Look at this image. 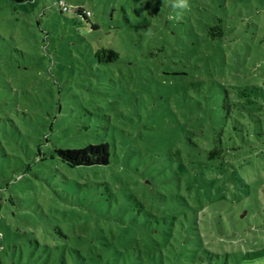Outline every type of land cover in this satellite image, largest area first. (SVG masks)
<instances>
[{
  "label": "rangeland",
  "instance_id": "374dc122",
  "mask_svg": "<svg viewBox=\"0 0 264 264\" xmlns=\"http://www.w3.org/2000/svg\"><path fill=\"white\" fill-rule=\"evenodd\" d=\"M65 1L89 9L90 23L46 0H0V198L16 195L0 212V264L145 263L141 234L108 229L109 203L91 196L103 188L93 182L120 179L153 213L181 211L184 225L155 235L149 264H192L199 239L207 264H264V0ZM216 20L226 35L208 43ZM102 46L118 59L96 61ZM234 115V146L204 173L181 175L169 153L181 145L183 155L211 121L227 134ZM49 125L74 145L108 141L109 166L65 171L68 187L55 177L63 166L41 159L7 182L26 153L58 141L46 139Z\"/></svg>",
  "mask_w": 264,
  "mask_h": 264
},
{
  "label": "trees",
  "instance_id": "16d2710c",
  "mask_svg": "<svg viewBox=\"0 0 264 264\" xmlns=\"http://www.w3.org/2000/svg\"><path fill=\"white\" fill-rule=\"evenodd\" d=\"M17 1H27V0H17ZM31 1V0H28ZM47 2H52V5L57 7L61 12H68L72 10L75 15L80 16L89 22V18L91 16V11L84 6L77 4L76 6L71 7L65 0H46ZM60 1H63L62 5ZM66 6V9H64ZM97 25L95 23H91V28H96ZM210 37H207L206 42L209 43L210 39L221 40L226 35V29L221 25H217V20L214 25L209 27ZM189 48L193 46L189 44ZM119 57V53L113 48H105L104 46L98 48L95 52V60L98 62H112L116 61ZM197 84H200V81H194L191 85L195 87ZM226 91V90H225ZM226 93V92H225ZM228 93H226V97L228 102L232 104L234 100H230L228 98ZM234 105V103H233ZM232 117V116H231ZM238 118L234 115L231 118L230 129L227 131V134L222 133V131H217L215 128V124L212 121L209 124L208 133H204V135L200 134L201 132H194V139L185 140V144L182 146L184 154L181 155V145L178 146L177 149L172 150L169 155L173 158V161L177 162V167L180 169L181 175L189 176L190 171L193 169L195 175H199L204 173L205 169L210 167V162L213 160H217L221 158L224 152L228 151L234 146L235 137L238 133L239 128L237 127ZM54 126L49 125L47 127L48 135H45L46 139L52 136L53 138H57L58 141L53 140V144L50 149L44 154H40V146L33 156H30L26 153L27 160L24 162V170L23 174L14 177L7 182L10 184L15 183L18 180H21L26 173L32 168L33 165L38 164L41 159L46 160L45 166H50V163L57 162L61 166H63L62 170H58L54 168L56 171L55 177L61 181L63 185H67L71 187V182L75 181L74 178L67 176L65 171L67 170H77L79 171L80 167H91V166H99V165H107L111 161V152L109 148L108 141H99L95 143H87L81 144L78 142L77 144L67 143L65 139L66 135H55ZM74 128V127H72ZM186 154V155H185ZM186 162H189L190 167L187 166ZM40 167V164H38ZM196 168H200V171H197ZM51 169V168H49ZM203 171V172H202ZM190 172V173H189ZM31 175L33 178H38V172L32 171ZM180 182V181H179ZM188 182V181H187ZM99 186H102V189L93 187V191H91V196L96 201V207L99 203L108 202L109 207L105 214L113 217L114 224H112L111 220L106 217L105 225H108V229H119L122 232L141 234L142 237H134L133 240L136 243V246L139 249L143 250L147 259L145 263L141 262V264H149L151 258V249L155 247L154 237L156 234L161 233L164 230L171 229L168 228L165 223L172 222V224H176L175 221L179 220L181 225H184L183 219H179V215L181 211L178 210L176 214L171 213L167 214L166 217H161L149 209H147L144 203L138 199L133 193L126 192L128 191L126 186L128 182L125 180H119V182H113L111 184L110 181H97L93 182ZM84 184L88 185L86 182ZM147 184V183H146ZM4 189L3 185H0V192ZM4 192L1 194L3 196ZM14 190L8 191V196L4 201H10L13 203V198H15ZM2 201V202H1ZM0 198V212L2 211V205L5 204ZM188 199H185L178 205H187L190 209L194 211L195 214H192L195 218L197 217L196 212L198 210L194 209L192 205L189 204ZM125 204V205H124ZM176 206V204H174ZM126 212L128 215V219L119 218L117 215L119 213ZM1 216V215H0ZM163 220V222H162ZM125 240V238H124ZM126 241V240H125ZM192 254L188 253V257H190L194 263H203L207 264L205 261L213 260L214 258L211 256L210 249L207 247H203L201 243V239L196 241L191 250ZM211 264V262H208ZM237 264V263H236Z\"/></svg>",
  "mask_w": 264,
  "mask_h": 264
},
{
  "label": "clouds",
  "instance_id": "9594fccd",
  "mask_svg": "<svg viewBox=\"0 0 264 264\" xmlns=\"http://www.w3.org/2000/svg\"><path fill=\"white\" fill-rule=\"evenodd\" d=\"M171 7L173 8H185L187 7V0H172Z\"/></svg>",
  "mask_w": 264,
  "mask_h": 264
},
{
  "label": "built area",
  "instance_id": "2783aa9c",
  "mask_svg": "<svg viewBox=\"0 0 264 264\" xmlns=\"http://www.w3.org/2000/svg\"><path fill=\"white\" fill-rule=\"evenodd\" d=\"M60 3H61L62 5H64V4H63V1H60ZM64 9H66V6H64Z\"/></svg>",
  "mask_w": 264,
  "mask_h": 264
}]
</instances>
